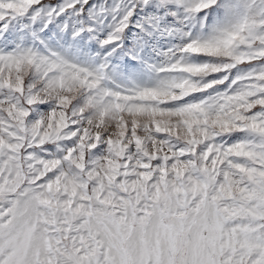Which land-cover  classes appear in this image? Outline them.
Returning a JSON list of instances; mask_svg holds the SVG:
<instances>
[{
  "label": "snow or ice",
  "instance_id": "obj_1",
  "mask_svg": "<svg viewBox=\"0 0 264 264\" xmlns=\"http://www.w3.org/2000/svg\"><path fill=\"white\" fill-rule=\"evenodd\" d=\"M0 264H264V0H0Z\"/></svg>",
  "mask_w": 264,
  "mask_h": 264
}]
</instances>
